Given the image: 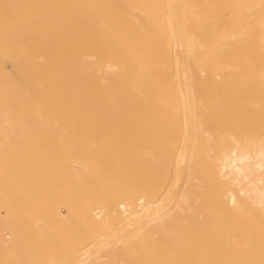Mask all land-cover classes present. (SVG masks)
Instances as JSON below:
<instances>
[{
    "label": "bare ground",
    "instance_id": "obj_1",
    "mask_svg": "<svg viewBox=\"0 0 264 264\" xmlns=\"http://www.w3.org/2000/svg\"><path fill=\"white\" fill-rule=\"evenodd\" d=\"M35 189L70 264H264V0H0V258Z\"/></svg>",
    "mask_w": 264,
    "mask_h": 264
},
{
    "label": "rangeland",
    "instance_id": "obj_2",
    "mask_svg": "<svg viewBox=\"0 0 264 264\" xmlns=\"http://www.w3.org/2000/svg\"><path fill=\"white\" fill-rule=\"evenodd\" d=\"M36 182H37V181H36ZM40 183H41V181H40ZM43 187H44V186H42V188H43ZM42 188H41V189H42ZM41 189H40V190H41ZM43 190H45V188H44ZM26 191H27V190H26ZM35 191H36V189H35L33 192L35 193ZM45 191L47 192V189H46ZM21 192H22V193H23V192L25 193V190H24V191H21ZM27 192H30V191H27ZM27 192H26V194H28ZM31 192H32V191H31ZM31 192H30V193H31ZM37 192H38V191H36V193H37ZM48 192H49V194L51 193L50 191H48ZM48 192H47V193H48ZM22 193H21V195H22ZM30 193H29V194H30ZM41 193H42L41 195H43L45 192H42V191H41ZM52 193H53V192H52ZM52 193H51V194H52ZM15 194H16V193H15ZM15 194H12V195H15ZM18 194H19V193H18ZM26 194H25V196H27ZM29 194H28V195H29ZM31 194H32V193H31ZM31 194H30V195H31ZM38 194H40V192H38L37 195H36L35 197H37ZM12 195H11V196H12ZM16 195H17V194H16ZM16 195H15V196H16ZM19 195H20V194H19ZM21 195H20V196H21ZM69 195H70V194H69ZM69 195H68V196H69ZM11 196H10V197H6V199H7V198L10 199ZM15 196H14V197H15ZM20 196H16V197H15V202H14L13 204H10V205L8 204V205H6V211H9V210H10L13 214H14L13 211H15V213H16V212L18 213V215L16 214L17 217L19 216L20 219H21V217H22L21 215H23L22 218L25 219V218H26V217L24 218L25 213H23L22 211H23V210H24V211L27 210V214H26V216H27V215H29L28 209H30V207H31V209H32L31 211L34 212V211H36L37 208H36V207H33V206H38V207H40V208H38V210L36 211L37 213L34 212V213H36V216H35V217L38 219V218H39V215H37V214H39V213H40L39 210L42 209L41 206H39V205L41 204V202H45V203H46V200L42 201L44 198H42V200H41V199L39 198V197H40V195H39V196L37 197L38 199H36V200H37V203H36L35 198L32 197V201H33V200L35 201V202H33V203H35V204L33 205V203H31L32 201H31V202L29 201V200H31V198H30L29 200L25 199V200H26V203H28V204L30 203V205H31V206H29V205L27 204V205L29 206V207H27V205L24 203L25 201H23L24 199L22 198V197H24V196H22V197H20ZM43 196L45 197V195H43ZM47 196H49V195L46 194V198H47ZM54 196H55V195H54ZM59 196H60V195H57V197H59ZM12 197H13V196H12ZM29 197H30V196H29ZM29 197H28V198H29ZM49 197L52 198L53 196H49ZM49 197H48V198H49ZM57 197H56V199H57ZM66 197H67V196H66ZM69 197H70V196H69ZM24 198H25V197H24ZM26 198H27V197H26ZM53 199H55V198L53 197V198L51 199V200H52V203H53V201H54ZM56 199H55V202L57 201ZM38 200L40 201L39 205H38V202H39ZM22 201H23V204L25 205V207H24V205L22 204ZM27 201H28V202H27ZM48 201H49V199H48ZM48 201H47V203H48ZM55 202H54V204H57V202H56V203H55ZM49 203H50V201H49ZM49 203H48V204H49ZM52 203H50L49 205H51ZM61 203H62V202H61ZM64 204H65V203H64ZM64 204L59 205L60 209H62V210H60L59 207L57 208V211H61L62 214H63V211H65V213H66V211H67V209L65 210L66 204H65V206H64ZM41 205H42V207H43V204H41ZM44 205H45V204H44ZM52 205H53V204H52ZM52 205H51V206H52ZM45 206H46V205H45ZM45 206H44L43 209H46V211L52 208V207H51V208L49 207V209H48V207L46 206V207H47V208H46ZM54 206H55V205H53V207H54ZM57 206H58V205H57ZM26 207H27L28 209H27ZM25 208H26V210H25ZM55 208H56V206H55ZM66 208H67V207H66ZM33 209H35V210H33ZM53 209H54V208H53ZM58 209H59V210H58ZM69 209H70V208H69ZM69 209H68V210H69ZM55 210H56V209H54V211H55ZM20 211H21L23 214H22ZM31 211H30V212H31ZM46 211L43 212V210H42V212H41L40 214L44 215V213H47V212H48V211H47V212H46ZM54 211L52 210V213H53L54 215H55V214H56V215H55V216L52 215V216H54V217L58 216L59 218H60V216H61V218L63 219V221H62V219L60 218L61 222H64V219L66 220V218H68V219L71 220L72 216L75 214L74 211H72V209H70L69 212L67 211V213H68L69 216L72 215V216H70V217H69V216H65L67 213H66V214L64 213L63 215H60V212H59V214H58L56 211H55L56 213H54ZM32 212H31V213H32ZM50 212H51V210H50ZM50 212H49V213H50ZM72 212H73V214H72ZM19 213H20V214H19ZM31 213H30V216L32 215V216H31V218H32L34 214H31ZM69 213H71V214H69ZM80 213H82V212L79 211V213H76V214H80ZM85 213H86V212H85ZM50 214H51V213H50ZM16 215H13V217H15ZM42 215H40L41 220L45 218V219H44V220H45V223H47V225H48L49 222H50V220L48 219V217H51V215L47 214V215H48L47 218H46V215H44L45 217H42ZM80 215H81V216H80V217H81V221H82V220H83V221L87 220V218H85L86 216L83 217V216H82L83 214H80ZM85 215H88V213H86ZM9 216H10V215H9ZM37 216H38V217H37ZM11 217H12V216H11ZM19 217H18V219H17V218H14L15 221H16V220L19 221V220H20ZM35 217H33L32 219H34ZM54 217H51V219H53ZM82 217H83V218H82ZM88 217H89V216H88ZM36 218H35V219H36ZM56 218H57V217H56ZM56 218H54V220L51 221V224H52V223H53V224L59 223V218H58V219H56ZM84 218H85V220H84ZM90 218H91V219H90ZM90 218H89V219L92 220V217H90ZM14 219H13V220H14ZM28 219L30 220L29 223H31V221H34V220H35V219H34V220L30 219L29 216H28ZM37 219H36V221H38V223H40V221H39L40 218H39L38 220H37ZM46 219L49 220V222H46V221H47ZM55 219H56L57 222L55 221ZM68 219H67V221H68ZM96 219H97V218H96ZM29 220H28V221H29ZM44 220L42 221L43 223H44ZM94 220H95V217H94V219H93L92 221H94ZM97 220H98V219H97ZM97 220H96V221H97ZM20 221H22V220H20ZM54 221H55L56 223H54ZM83 221H82V222H83ZM92 221H89V222L87 221L86 223H87V224L90 223V222L92 223ZM96 221H95V222H96ZM12 222H13V221H12ZM12 222H11L10 224H12ZM24 222H25V221H24ZM61 222H60V223H61ZM35 223H37V222H35ZM43 223H42V224H41V223L39 224V225H40V228H39V225H38V227H36L37 225H36V226H34V225L32 226L33 223H32L30 226H31V227H34L35 229L38 228L39 233H37V234L42 235V233H43L44 231H42L41 229L44 230L45 227H41V225H46L45 223H44V224H43ZM83 223H85V222H83ZM83 223H82V224H83ZM15 224L17 225L18 222L15 223ZM21 224H22V223H21ZM21 224H18L17 226L15 225L16 227L14 226V223H13L12 225H9L10 228H11V226H13L14 228H16V230L14 229V231H11L12 229H10L9 226L7 227V236H6V238L8 239L7 243H9V246H10V244H12V245H11L12 247H13V244H14V247H13V248L10 247V249L7 247V248L9 249V250L7 251V248H6V246H5L6 249H4V250H6V251H4V253L6 252V254H5L4 256H1V258H0V264H70V261H71L70 257H71V256L69 257V254H70V250H71V248L74 247V246L72 245L73 241H72V243H71V241L68 242V240L66 241L63 237H60V236L57 237L56 235H55V239H56V238L59 239V237H60L61 240H62V238H63L64 241H60V240H58V239H57L58 241H56V240L54 239V237H52V239H54L55 241H52L51 239H48V238H49L48 236H47L48 238L45 237V235H44V233H43L44 236H42V237H44L45 239H44L43 242H40L41 240H38V238H37V234L35 233L37 230H35V232H32V233H29V232H28L29 237H27L28 234H27L26 231H28V230H26L25 228H26V227L29 228L30 226H25V227H23L24 224H23V225H21ZM25 224H26V222H25ZM27 224H28V223H27ZM51 224H50V225H51ZM61 224H62V223H61ZM28 225H29V224H28ZM47 225H46V228L48 229ZM62 225H64V223H63ZM85 225H86V224H85ZM18 226H19V227L22 226L25 232L23 231L24 233H23V232L21 233L20 230H22V228H19V229H20V230H19V229H18ZM48 226H49V225H48ZM28 228H27V229H28ZM60 228H62V227H60ZM9 229H10V230H9ZM17 229H18L20 232H18ZM29 229H30V228H29ZM47 229H45V230H47ZM30 230H31V229H30ZM15 231H17V232L15 233ZM32 231H33V230H32ZM38 231H37V232H38ZM40 231H42V233H40ZM12 232H14V234H13ZM45 232H46V231H45ZM17 233H18V235H23V234L25 235V233H26L27 235L23 236L24 239L22 240L23 237H21V236H18V237L21 238V239H18V237H17ZM20 233H21V234H20ZM33 233H34V235H32ZM46 233H47V232H46ZM46 233H45V234H46ZM60 234H61V233H60ZM63 234H66V233L63 232ZM63 234H62V235H63ZM87 234H88V233H87ZM87 234H86V233H85V235L83 234L84 236H86V237H84V239L82 238L83 240H86V241H84V243L87 242V240L89 239V237H90V238L93 237V236L91 237L90 235L87 236ZM13 235H16L15 238H13ZM30 235L33 237V239H32L33 241H30V240H29ZM40 235H39V236H40ZM46 235H47V234H46ZM81 235H82V234H81ZM67 236H68V235H67ZM67 236H66V237H67ZM26 237L28 238L29 241L27 240ZM34 237H35V238H34ZM64 237H65V236H64ZM82 237H83V236H82ZM87 237H88V238H87ZM68 238H69V237H68ZM86 238H87V239H86ZM35 239H36V240H35ZM41 239H43V238H41ZM46 239H47L48 241H46ZM69 239H70V238H69ZM20 240H22V241H20ZM25 240H27V241H25ZM50 240H51V241H50ZM38 241H39L40 243H39ZM13 242H14V243H13ZM15 242L17 243V246H15ZM78 242H79V244L81 243V241H77L76 243H78ZM93 242H94V241H93ZM99 242H100V241H99ZM7 243L4 242V244H3V241H2V244H3V245H7ZM74 243H75V241H74ZM76 243H75V245H76ZM87 243H88V242H87ZM87 243H86V244H87ZM97 243H98V242H96L95 244L92 243V245L94 244L95 246H94V245H93V246H91V245H90V246H89V245H85V246H88V248H86L85 246H83V247L86 248V249H88V250H90V251H92V250L96 247V245H97V246L100 245V243H98V244H97ZM79 244H78V245H79ZM81 245H82V243H81ZM83 245H84V244H83ZM7 246H8V245H7ZM3 247H4V246H3ZM17 247H20L21 250H20V248H17ZM92 247H94V248H92ZM16 248H17V249H16ZM84 248H82V249H84ZM91 248H92V250H91ZM22 249H24V250H22ZM82 249H81V250H82ZM19 250H20V251H19ZM72 250H73V249H72ZM72 250H71V253H72ZM84 250H85V249H84ZM84 250H82V252H83ZM88 250H85L84 252H86V251H88ZM13 252H14V253H13ZM84 252H83V254H84ZM88 252H89V251H88ZM68 253H69V254H68ZM80 253H81V252H80ZM85 254H87V253H85ZM96 254H97V253H96ZM81 255H82V254H81ZM81 255H80V256H81ZM90 255L92 256L91 258H93V256H94L93 253H92V254H91V253H88V259H89V261L92 260V259L90 258ZM98 255H99V256H98ZM78 256H79V255H78ZM84 256L87 258V255H84ZM97 256L100 258V259H98L97 261H100L101 263L96 262V264H106V262H105V261H106V258H105L106 256H104L103 250H102V251H99V253H98L95 257H97ZM73 257H74V256H73ZM73 257H72V258H73ZM76 257H77V256H76ZM98 257H97V258H98ZM86 258H85V259H86ZM82 259H83V260H81V261L84 262L85 260H84V258H83V255H82ZM88 259H87V260H88ZM90 259H91V260H90ZM95 259H96V258H93V260H95ZM87 260H86V261H87ZM102 260H103V261H102ZM86 261H85L84 263H86ZM89 261H88L87 263H89Z\"/></svg>",
    "mask_w": 264,
    "mask_h": 264
}]
</instances>
